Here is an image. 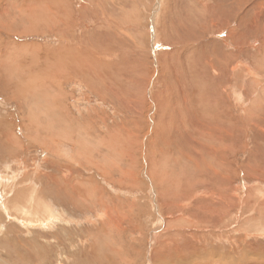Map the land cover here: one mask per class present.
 Returning a JSON list of instances; mask_svg holds the SVG:
<instances>
[{
	"label": "rangeland",
	"instance_id": "rangeland-1",
	"mask_svg": "<svg viewBox=\"0 0 264 264\" xmlns=\"http://www.w3.org/2000/svg\"><path fill=\"white\" fill-rule=\"evenodd\" d=\"M61 1L0 0V264H264V2Z\"/></svg>",
	"mask_w": 264,
	"mask_h": 264
},
{
	"label": "bare ground",
	"instance_id": "bare-ground-1",
	"mask_svg": "<svg viewBox=\"0 0 264 264\" xmlns=\"http://www.w3.org/2000/svg\"><path fill=\"white\" fill-rule=\"evenodd\" d=\"M60 1H61V0H60ZM86 1H88V0H82L81 5H83L84 3H86ZM194 1H196V0H194ZM201 1H202V0H201ZM206 1H207V0H206ZM206 1H204V2H206ZM235 1H236L238 4H241V3H242L241 0H235ZM248 1L252 4L251 9L254 8L255 5H259V6H260V4H262V3L264 2V0H247V2H248ZM61 2H62V1H61ZM204 2L202 1V2H201V5H202V3H204ZM228 2H229V1H228ZM245 2H246V1H245ZM230 3H231V2H230ZM230 3H229V4H230ZM243 3H244V2H243ZM243 3H242V4H243ZM55 4H56V3H55ZM66 4H67V3H66ZM103 4H104V3H103ZM198 4H199V3H198ZM226 4H227V3H226ZM58 5H59V4H58ZM81 5H80L79 8L82 10L83 7H82ZM220 5H222V4H220ZM247 5H248V4H247ZM217 6H218V5H217ZM240 6H242V5H240ZM54 7H55V6H54ZM58 8H59V7H58ZM205 8H206V7H205ZM234 8H236V7H234ZM251 9H249V11H250ZM57 10H58V9H57ZM62 10H64V9H62ZM253 10H254V9H253ZM256 10H257V9H256ZM41 11H42V9H41ZM58 11H59V10H58ZM246 11H247V10H246ZM52 12L54 13L53 10H52ZM55 12H56V11H55ZM63 12H64V11H63ZM118 12H119V11H118ZM22 13H23V12H22ZM50 13H51V12H50ZM80 13H81V11H80ZM80 13H79V14H80ZM249 13H250V12H249ZM20 14H21V13H20ZM59 14H61L60 11H59ZM82 14H83V13H82ZM82 14H81L80 16H82ZM245 14H246V13H245ZM42 15H43V14H42ZM56 15H57V12H56L55 16H56ZM229 15H230V14H229ZM57 16H58V15H57ZM60 16H62V15H60ZM63 16H64V15H63ZM248 16H249V15H248ZM53 17H54V15H53ZM30 19H31V18H30ZM32 19H33V18H32ZM57 19H58V18H57ZM240 20H242V18H240ZM51 21H52V20H51ZM54 21H55V20H54ZM243 22H245V20H243ZM239 23H241V21H240ZM100 24H101V23H100ZM243 26H245V25H243ZM163 27H164V26H163ZM94 29H95V28H94ZM163 29H164V28H163ZM232 29H233V28H232ZM161 31H162V30H161ZM228 31H229V30H228ZM162 34H163V33H162ZM164 34H165V32H164ZM178 44H180V43H178ZM74 49H75V48H74ZM173 49H174V48H173ZM179 49L182 50L181 48H179ZM70 52H71V51H70ZM52 53H53V52H52ZM211 53H212V52H211ZM73 54H74V53H72L69 57H71V58L73 57L72 60H75L76 55H73ZM169 54H170V53H169ZM67 55H68V54H67ZM63 56H64V55H63ZM170 56H171V55H170ZM208 60L210 61V59H208ZM208 60H207V64L210 63ZM37 61H38V60H36V62H37ZM50 61H51V60H50ZM50 61H49V62H50ZM52 61H53V64H52L53 66L56 65V63H58L57 59H55V58H53ZM47 64H51V63H47ZM47 64H46V65H47ZM87 64H88V63H87ZM240 64H241V63H240ZM89 65H90V64H88V66H89ZM33 66H34V67H38L37 63H33ZM80 66H81V65H80ZM210 66H211V65H210ZM55 67H56V66H55ZM74 67H79V65H77V63H76V64L74 65ZM235 67H236V66H235ZM90 68H91V67H90ZM137 68H138V67H137ZM212 68H213V67H212ZM236 68H237V67H236ZM12 69H13V68H12ZM74 70H75V68H74ZM85 71H86V70H85ZM135 71H136V69H135ZM213 71H215L214 68H213ZM39 72H40V71L37 70L36 73H39ZM45 72H46V70H45ZM233 73H235V72L233 71ZM29 76H30V74L28 75V77H29ZM96 76H97V75H96ZM30 78H31V76H30ZM127 82H128V80H127ZM129 84H130V83H129ZM42 86H43V85H42ZM45 86H46V85H45ZM222 91H223V90H222ZM262 93H263V92H262ZM218 95H219V94H218ZM219 96H220V95H219ZM219 96H218V97H219ZM128 100H129V99H128ZM184 101H185V100H184ZM157 103H158V102H157ZM176 113H177V112H176ZM83 120H84V119H83ZM164 122H165V121H164ZM181 125H182V124H181ZM67 184H68V183H67ZM57 188H58V187H57ZM4 194H5V193H4ZM60 198H61V197H60ZM72 201H73V200H72ZM256 202H257V201H256ZM13 204H15V203H13ZM13 204H12V205H13ZM26 210H27V209H26ZM15 211H16V210H15ZM44 218H45V217H44ZM26 220H27V219H26ZM37 223H38V222H37ZM100 230H101V229H100ZM8 232H9V231H8ZM40 236H41V235H40ZM58 238H59V237H58ZM157 238H158V237H157ZM19 245H20V243H19ZM16 246H18V245H16ZM18 247H19V246H18ZM186 247H187V246H186ZM197 248H198V247H197ZM17 249H18V248H17ZM154 249H155V248H154ZM156 249H157V248H156ZM168 249H169V248H168ZM174 250H175V249L173 248V251H172V252H174ZM168 252L170 253L171 251L169 250ZM172 252H171V253H172ZM157 253H158V252H157ZM176 253H177V251H176ZM176 253H174V255H175ZM182 253H183V250H182ZM41 254H42V253H41ZM185 254H188V251H187ZM18 255H19V254H18ZM159 256H160V255H158V257H159ZM168 256H170V257H171L172 259H174V260H177L176 257L173 256V255H171V254H168ZM181 256H182V254H180V256H179V254H178L177 258H178V259H182V258L185 257V256H184V257H181ZM256 256H257V253H255V258H257ZM158 257H157V258H158ZM160 257H161V256H160ZM179 257H181V258H179ZM186 258H187V257H186ZM255 258H254V259H255ZM211 259H213V258H211ZM217 259H219V258H217ZM250 259H251V257H250ZM185 260H186V259H185ZM201 260H202V259H201ZM203 260H204V259H203ZM228 260H229V259H228ZM191 261H192V260H191ZM199 261H200V260H199ZM199 261H194L193 264H197V262H198V264H207V263H202V262L199 263ZM209 261H210V260H209ZM212 261H213L212 264H221V262H220L221 260L218 261V260L215 259V260H211V262H212ZM205 262H206V261H205ZM227 262H228V261H227ZM229 262H230V261H229ZM229 262H228V263H229ZM187 263H188V264H191V263H190V260H189ZM232 263H233V262H232ZM234 263H235V262H234ZM225 264H226V263H225Z\"/></svg>",
	"mask_w": 264,
	"mask_h": 264
}]
</instances>
